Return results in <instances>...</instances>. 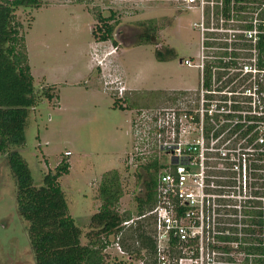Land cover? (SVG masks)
<instances>
[{"label":"rangeland","instance_id":"rangeland-1","mask_svg":"<svg viewBox=\"0 0 264 264\" xmlns=\"http://www.w3.org/2000/svg\"><path fill=\"white\" fill-rule=\"evenodd\" d=\"M39 1L38 8L18 9L17 20L23 24L36 89L52 86L57 97L44 98L30 110L26 143L13 150L26 160L37 186L68 163L69 173L58 180L69 214L87 233L110 173L120 176V211L135 214L141 187L137 174L142 170L128 164L132 123L140 108L165 105L169 90L199 89V69L184 61H200L201 36L194 27L200 14L170 0ZM152 19L161 27L158 48L175 51L169 61L157 59V46L136 44L137 24ZM115 23V38L121 33L118 47L95 38L93 32L101 34ZM112 76L125 86L124 94L110 86ZM163 161L171 159L164 156ZM16 195V179L6 155L0 154V264H36ZM107 256L105 264L127 259L111 247Z\"/></svg>","mask_w":264,"mask_h":264},{"label":"built area","instance_id":"built-area-1","mask_svg":"<svg viewBox=\"0 0 264 264\" xmlns=\"http://www.w3.org/2000/svg\"><path fill=\"white\" fill-rule=\"evenodd\" d=\"M170 1L199 11L200 61L184 64L200 86L137 110L128 164L159 163L156 202L123 227L151 217L154 249L110 247L126 264H264V0Z\"/></svg>","mask_w":264,"mask_h":264},{"label":"trees","instance_id":"trees-1","mask_svg":"<svg viewBox=\"0 0 264 264\" xmlns=\"http://www.w3.org/2000/svg\"><path fill=\"white\" fill-rule=\"evenodd\" d=\"M38 8L39 0H0V154L6 155L10 169L17 182V207L19 214L28 222L31 248L36 264H105L107 249L122 233L121 246L128 254L140 257L143 249H154L152 218L138 220L125 229L123 223L134 216L140 217L156 202L159 163L149 162L137 175L141 183L136 200L135 214L121 212L119 203L123 190L118 172L106 176L100 188L101 205L91 217L87 233L77 225L69 214L66 194L59 178L69 173L68 163L58 166L56 173L47 174L41 185L34 184L32 172L18 150L26 143V127L30 110L44 98L53 100L52 86L38 91L29 64L23 24L17 20L20 8ZM114 15L110 19H113ZM105 20V17L100 18ZM31 25V23H30ZM115 24L96 31L100 42L111 41L115 47ZM140 32L136 44L157 46L159 61H169L175 56L173 49H159L161 44L157 20L137 24ZM264 44L261 45V49ZM165 50V51H164ZM164 51V52H163ZM208 76V72H206ZM209 78V76H208ZM176 93L172 91L171 94ZM170 94V95H171ZM177 94H182L178 91ZM166 99V98H165ZM169 99V98H167ZM86 238L88 242L83 243ZM114 264H126L116 261Z\"/></svg>","mask_w":264,"mask_h":264},{"label":"crops","instance_id":"crops-1","mask_svg":"<svg viewBox=\"0 0 264 264\" xmlns=\"http://www.w3.org/2000/svg\"><path fill=\"white\" fill-rule=\"evenodd\" d=\"M181 63H182V60L180 61ZM183 90H189V89H183ZM183 90H181V91H183ZM192 90V89H191ZM169 91H180V90H169ZM169 91H167V92H169Z\"/></svg>","mask_w":264,"mask_h":264},{"label":"flooded vegetation","instance_id":"flooded-vegetation-1","mask_svg":"<svg viewBox=\"0 0 264 264\" xmlns=\"http://www.w3.org/2000/svg\"><path fill=\"white\" fill-rule=\"evenodd\" d=\"M120 35H121V33L118 34V38H120ZM118 38H117V39L115 38V40H116L117 42H119V41H118ZM112 43H113V42H112ZM119 44H120V43H119ZM119 44H118V45H119Z\"/></svg>","mask_w":264,"mask_h":264}]
</instances>
